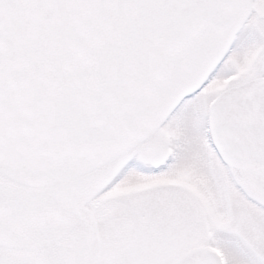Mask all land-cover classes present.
Wrapping results in <instances>:
<instances>
[{"label": "snow or ice", "instance_id": "6c2138e0", "mask_svg": "<svg viewBox=\"0 0 264 264\" xmlns=\"http://www.w3.org/2000/svg\"><path fill=\"white\" fill-rule=\"evenodd\" d=\"M0 264H264V0H0Z\"/></svg>", "mask_w": 264, "mask_h": 264}, {"label": "rangeland", "instance_id": "374dc122", "mask_svg": "<svg viewBox=\"0 0 264 264\" xmlns=\"http://www.w3.org/2000/svg\"><path fill=\"white\" fill-rule=\"evenodd\" d=\"M175 182L184 183L187 186L192 187L193 189L196 188V181L189 176H180L177 178Z\"/></svg>", "mask_w": 264, "mask_h": 264}]
</instances>
